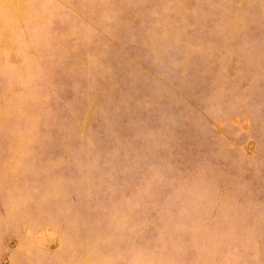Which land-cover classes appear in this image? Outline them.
<instances>
[{"label":"rangeland","instance_id":"374dc122","mask_svg":"<svg viewBox=\"0 0 264 264\" xmlns=\"http://www.w3.org/2000/svg\"><path fill=\"white\" fill-rule=\"evenodd\" d=\"M0 264H264V0H0Z\"/></svg>","mask_w":264,"mask_h":264}]
</instances>
